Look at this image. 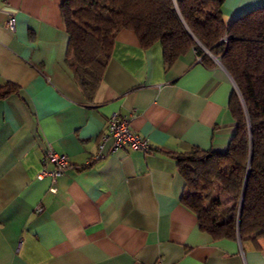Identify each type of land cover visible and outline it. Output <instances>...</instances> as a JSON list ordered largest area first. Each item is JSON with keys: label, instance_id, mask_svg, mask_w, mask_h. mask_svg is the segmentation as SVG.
<instances>
[{"label": "crops", "instance_id": "crops-1", "mask_svg": "<svg viewBox=\"0 0 264 264\" xmlns=\"http://www.w3.org/2000/svg\"><path fill=\"white\" fill-rule=\"evenodd\" d=\"M63 1H0V88L18 87L0 99V264H264V247L199 229L170 157L227 150L235 87L224 67L210 54L202 63L194 49L167 66L159 43L142 48L121 30L87 99L66 64ZM261 7L264 0H222V19ZM114 115L148 152L108 155L106 143L108 156L97 158ZM48 149L70 164L55 179L41 176L54 170L43 163Z\"/></svg>", "mask_w": 264, "mask_h": 264}, {"label": "trees", "instance_id": "trees-1", "mask_svg": "<svg viewBox=\"0 0 264 264\" xmlns=\"http://www.w3.org/2000/svg\"><path fill=\"white\" fill-rule=\"evenodd\" d=\"M222 0H64L66 64L87 99L97 90L116 34L133 31L142 48L162 46L168 66L194 49L204 64L217 58L231 77L236 131L223 153L193 149L170 155L185 182L182 204L214 240L264 247V7L226 24ZM200 46H199V45ZM18 92L7 83L0 99Z\"/></svg>", "mask_w": 264, "mask_h": 264}, {"label": "built area", "instance_id": "built-area-1", "mask_svg": "<svg viewBox=\"0 0 264 264\" xmlns=\"http://www.w3.org/2000/svg\"><path fill=\"white\" fill-rule=\"evenodd\" d=\"M5 26L9 30H13V19H9ZM207 54L209 55V53ZM106 143L111 144L108 155L122 149L142 152L149 151L148 143L137 133L131 130L128 120L120 119L116 115L108 119L106 129L99 138L98 159H104L108 156L102 153ZM43 163H49L54 166V170L52 172L46 173L43 171L41 174V176L47 174L52 179L60 176L70 165L66 156L57 154L52 149H48L45 152ZM37 211L40 212L41 209H38Z\"/></svg>", "mask_w": 264, "mask_h": 264}, {"label": "water", "instance_id": "water-1", "mask_svg": "<svg viewBox=\"0 0 264 264\" xmlns=\"http://www.w3.org/2000/svg\"><path fill=\"white\" fill-rule=\"evenodd\" d=\"M199 45V44H198ZM200 46V45H199ZM206 52L207 53H209L207 50H206ZM215 60H216V62L218 63V64H220L221 65V63H220V61L218 60V59H216L215 57H213ZM237 238H238V240H239V237L237 236Z\"/></svg>", "mask_w": 264, "mask_h": 264}, {"label": "rangeland", "instance_id": "rangeland-1", "mask_svg": "<svg viewBox=\"0 0 264 264\" xmlns=\"http://www.w3.org/2000/svg\"><path fill=\"white\" fill-rule=\"evenodd\" d=\"M234 87H235V85H234ZM235 93H236V95L240 98L239 92H238V90H237L236 87H235Z\"/></svg>", "mask_w": 264, "mask_h": 264}]
</instances>
